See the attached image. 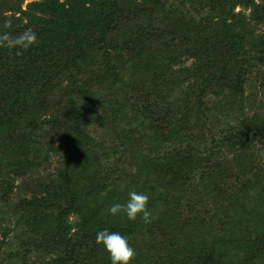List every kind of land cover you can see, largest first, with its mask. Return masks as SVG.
<instances>
[{"label":"trees","instance_id":"16d2710c","mask_svg":"<svg viewBox=\"0 0 264 264\" xmlns=\"http://www.w3.org/2000/svg\"><path fill=\"white\" fill-rule=\"evenodd\" d=\"M21 1L9 0L10 6L1 1L0 11L19 12V16H25L24 24L10 19L11 32L15 35L32 29L38 42L21 56L15 54V49L0 48V155L5 151L3 158L8 155L18 158V162L27 159L17 135L23 132L24 126L33 128L35 123L21 115L25 114L24 101L32 106L40 102L43 106L50 100L48 98H59L56 114L39 120L40 125H52L59 131H65L67 125L68 131L73 130L74 134L63 132L61 139L66 138L73 149L81 143H91L88 133L81 131L96 113L91 104L99 108L105 104L111 107L112 101L117 102V93L129 85L127 77L132 75L130 89L136 92L135 104L128 105L125 100L119 113L132 122L128 128L130 132L144 127L141 135L145 138L143 145L147 156L146 160L144 156L135 158L136 163L151 175L164 173L162 176L169 181L161 179L160 175L153 179L148 188L151 193L155 192L150 196L153 198L151 204L158 202L148 204L152 222L145 224L139 218L129 221L124 235L141 236L145 227H150V233L161 235L162 242L157 249L160 258L154 256L146 264H180L170 249V240L166 243L165 231L167 236L170 232L175 246L189 255L183 264H223L225 259L228 264H264V160L256 155L259 144L264 141V131L246 128L248 119L240 102L251 70L258 68L256 80L260 85L254 87L260 88L261 81L264 84V32L257 33L258 24L264 25V2H241L244 7L251 8V23L241 13L232 14L235 4L232 0H170L172 5L162 0H139L140 4L138 0H42L31 4L29 11L20 9ZM151 4L161 15L160 22L164 26L158 30L136 21L150 16ZM190 7L193 12L189 11ZM181 9L184 13L176 16ZM36 11L44 16L29 13ZM225 13L233 18L231 22H227ZM5 20L0 16V30ZM130 21L134 24L127 30L126 23ZM155 41L160 46L155 45ZM120 47L132 61L122 59L116 64L111 50ZM260 67H263L261 71ZM89 69L95 74L94 79ZM122 69L125 72L121 73ZM82 81L84 90L80 91L77 82ZM55 89L57 97L51 94ZM80 93L86 94L83 104L78 103ZM211 93L217 99L213 97L210 101L208 95ZM222 96L234 98V111L243 118H238L236 128L231 129L232 135L226 130L228 138L219 130L218 141H209L215 139L212 136L202 144L200 141L193 143L194 129L203 130L208 123L216 125L215 111L223 107L219 100ZM110 113L108 121H115L117 112L112 108ZM96 118L99 126L106 120ZM251 131L255 134L253 137ZM228 139L234 142L224 144ZM166 142L170 157L157 154L164 152ZM17 145L20 146L14 148ZM223 145L227 153L222 151ZM117 152L118 149L111 148L108 153L101 152L99 157H112ZM230 152L238 155L237 158L226 157ZM219 157L226 158L228 169L217 162ZM251 157H254L253 164ZM236 168L245 176L244 180L239 179L240 185L234 183L233 189L225 193L222 191L224 182L219 178H226ZM116 172L103 161L93 176L85 174L79 186L69 184H76L74 177L60 182L63 186L59 187L67 190L58 193L59 199L67 200L65 192L70 193L71 201L65 203L76 213L78 221L63 225L66 229L56 238L61 241H52L63 247L57 264H111L109 253L96 243L95 237L98 231L112 230L88 213L92 215L100 200H105L100 191L95 192L90 187L91 183L100 184L98 190H107L108 182L119 180ZM161 181H164L166 193L171 194L167 190L171 185L172 192H177L180 199L161 204L163 197L168 196L163 192V196H157L155 185ZM107 192L110 194L109 190ZM33 205L36 203L23 200L18 211L21 216L9 217L13 218L10 222H14L20 239L28 238L30 224L38 221V217L24 211L27 209L24 206L33 208ZM163 210H166L165 216ZM40 216L50 222L51 214L42 211ZM111 216L114 217L113 226L116 218ZM155 220L160 226H155ZM55 223L63 224L64 221ZM70 227L76 228L74 243L65 237Z\"/></svg>","mask_w":264,"mask_h":264},{"label":"rangeland","instance_id":"374dc122","mask_svg":"<svg viewBox=\"0 0 264 264\" xmlns=\"http://www.w3.org/2000/svg\"><path fill=\"white\" fill-rule=\"evenodd\" d=\"M4 2L7 6L9 5V0H0V2ZM16 2L18 0H12ZM42 0H22L20 2V9L22 11H29V6L31 4L40 3ZM167 1V5L173 4V1L170 0H162L163 3ZM244 0H232V3L235 2L232 14L237 15L241 13L243 17H245L249 22L252 23L250 16L252 15L251 8L244 7L241 2ZM255 4H262L264 0H253ZM59 2H64V0H59ZM161 2V3H162ZM140 4V1H137ZM187 8V4L185 5ZM184 6V7H185ZM150 16L142 17V19H137L136 21H142V25L151 26L154 30H158L163 28V24L160 22L161 15L155 9L154 4L150 6ZM192 7L189 8V11ZM193 12V11H192ZM32 13L34 16H44L41 12L36 11V13ZM184 13L181 9L178 11V14ZM189 12L186 11V14ZM19 12H9L0 11V16L5 19H18L24 24L26 22V17L21 15L19 16ZM225 17H227V13H225ZM233 18L231 16L227 17V22H231ZM134 24V21H130L126 23V29L128 30ZM258 24V23H257ZM258 34L264 32V25L258 24ZM160 31V30H159ZM117 30L115 35L117 34ZM120 43V42H119ZM125 47V44L122 43ZM155 45H159L158 42L155 41ZM153 45L152 47L154 48ZM169 50V49H168ZM112 56L115 58L116 64H118L122 59L126 61H130V56L124 52V48L120 47L114 51L111 50ZM132 61V60H131ZM121 66L119 67V69ZM263 67L259 68L261 71ZM92 73L91 69H89ZM258 68H254L250 71V74L247 76L249 83L245 84V94L244 99L242 98V106H243V114L247 117L248 122L246 128L248 130L252 129H262L264 131V84L260 88H256L259 86V82L256 80ZM125 72L123 69L121 73ZM95 78V74L92 73ZM132 75L127 77V81L129 85H125L124 89L121 90V93H117V102L112 101L110 103L111 107H107L106 104L101 106V108L97 107V104H94L92 109L95 110V114L91 117L90 123L87 126H82L81 131L88 133L91 137L92 142L89 144L81 143L79 144V148L76 146L74 149L72 145L65 139H61V135L63 132H69L71 135L74 134L73 130L68 131V127L66 125L65 131L57 128L55 130V126L48 127L47 125L41 124L39 120H44L50 118L53 114H56V110L59 103V98H48L50 99L48 103L41 106L40 102L35 103L33 106L26 104L28 102L24 101L22 103V110L27 117L28 122L35 123L34 127H30L26 129L24 126L21 131L18 132L19 141L23 144V151L26 155V161L18 162V158L12 157L9 158L8 155L4 156L5 151H3L0 155V264H57V261L60 260L61 254L63 251L62 246L59 243L53 244V240H57V234H63L64 228L63 225L70 224L72 225L73 222L78 221V217L76 213L66 204L65 202H70V193L67 191L65 193L68 194L67 200L59 199L58 193L66 191V187H59L61 185L60 182H64L65 179H69V177H74L76 179V184L69 183L72 185L79 186L84 177L87 175L93 176V172L100 169L103 165V161L107 165L113 166V169H116L117 176L119 178L118 181L108 182L110 194H108L107 190L101 188L100 184H95V182L91 183L90 187L95 189L96 191H100V194L105 198V200H100V203L96 206V210L88 213V215L97 218L100 220L102 225L108 226L112 231L111 232H119L121 235H124L123 231L127 226L129 220L123 215H116V224H113V218L109 213V206L113 203H125L128 199V194L130 191H137L146 193L149 196L150 205H153L158 202L151 204L150 196L155 194L154 190L151 193L148 188H150V184L152 183L153 179L158 177L160 173H153L151 175L147 171H143L140 169L141 166L138 165L137 158H142L146 160V149L144 148L145 138L141 135L144 127H140L141 129L134 130L130 132L128 128L132 126V122L129 121L122 113H119L122 110V106L126 103L125 100L128 102L127 104L130 105L135 104V100L133 101V97L135 96L136 92L130 86V80H132ZM81 90H84L83 81L77 82ZM256 84V85H255ZM256 86V87H254ZM38 90V88H37ZM123 91V93H122ZM52 96L57 97L58 93L55 89L52 93ZM252 96L249 98V96ZM51 96V97H52ZM86 94L80 93L79 104H83L82 101L85 100ZM211 97V100H214L212 93L208 95ZM215 98V97H214ZM217 99V98H215ZM220 107L218 110L215 111V121L216 125L213 126L212 124L207 125V127L203 130H196L192 131L193 143H197L200 141L202 144L208 138L214 136L215 139H209V141H218L220 138L219 130H222L224 133L230 132L229 134L232 135L231 129L236 128L238 118H243V115L234 111L236 106L234 105V98H225V96L220 97ZM131 102V103H130ZM139 101L137 100V104ZM25 103V104H24ZM53 104L50 106V104ZM48 104V105H47ZM165 105V102H163ZM114 109L117 113H115V121H108V115L111 109ZM154 108V107H153ZM120 110V111H119ZM151 116V112H148ZM156 114V113H155ZM19 116V115H18ZM149 116V117H150ZM96 117H103L106 119L102 126H99V119ZM17 120L18 118L15 117ZM149 119V118H147ZM214 119V120H215ZM144 126V125H143ZM227 130V132H226ZM251 137L255 134L250 132ZM64 138V137H63ZM218 140H217V139ZM228 138V135H227ZM207 142V141H206ZM234 142L233 139H228L224 144H230ZM20 145H17L14 148H18ZM32 146L38 147L40 150H36ZM60 146V149L57 148ZM169 143L166 142L164 152H157V154L161 155L162 157H170L171 153L168 152ZM222 151L227 153L226 145L222 146ZM118 149L117 153H113L112 157L106 156L104 159L99 157L101 152L108 153L109 149ZM226 149V150H225ZM258 152L256 155L261 157L264 160V141L259 144V148H257ZM1 151V150H0ZM84 154L82 156V153ZM168 152V153H167ZM17 153V152H16ZM14 154V153H13ZM238 155H235L234 152H230L229 155L226 157H230L231 159H236ZM254 157H256L254 155ZM254 157H251L253 164ZM136 158V159H135ZM109 159V163L106 160ZM226 159V158H225ZM222 157L217 159V162L225 169H228L227 161ZM114 162V165H112ZM149 162V161H147ZM245 163L241 165L244 166ZM249 162L246 164L244 172L247 173L246 168ZM240 165V164H239ZM67 170V171H66ZM66 171V172H65ZM164 175V173L162 174ZM160 175V177L162 176ZM245 176L240 174L239 168H236L233 172H230L226 178H219L223 181L225 186L222 188V191L227 193L228 191L233 189V184H239V179L244 180ZM253 179V177H251ZM161 179H164L166 182L169 181L166 177L162 176ZM236 180V181H235ZM101 184L103 185V180L100 179ZM99 182V183H100ZM240 185V184H239ZM63 186V185H61ZM157 186V196H160L163 192V195H168L163 197L161 204H171L173 201L179 200V195L171 189V185L167 190L171 193H166L164 190V181H161ZM154 186V187H155ZM165 186L168 185L165 183ZM117 189H116V188ZM113 191V192H112ZM125 191V192H122ZM167 191V192H168ZM94 192V191H93ZM127 192V193H126ZM232 192L229 194L231 195ZM161 195V196H163ZM62 198V197H61ZM23 200L33 201L36 205H33V208H27L24 210L27 214L35 215V218L38 217V221L30 224L32 228L29 233V237H25L24 239H20L18 237V233H16V226H14V222H10L13 218L9 219L10 216H21L18 214L19 205ZM162 206V205H161ZM149 207V205H148ZM163 207V206H162ZM64 210V211H63ZM42 211L45 213L51 214L48 222V219L44 217L41 218L40 214ZM62 212L65 215H62ZM169 212V211H168ZM154 213V211H153ZM155 214V213H154ZM166 215V210H163V216ZM17 219V218H16ZM19 222H21V218H18ZM23 219V218H22ZM59 220L64 221L63 224H56L55 222ZM133 222V221H130ZM155 226H160L157 220L153 221ZM117 225V226H116ZM71 228V227H70ZM150 227H145L143 235L136 236L134 233L132 234H125L129 239L131 246L136 250V256L134 260L131 261V264H146L149 262L150 258L154 256H158L157 249L158 243L162 242V238L160 234H153L149 232ZM166 237V243L170 240L171 247L170 249L174 253L175 258L177 259L176 262L183 264L185 262V258L189 259V255L186 254V251L183 249L178 248L175 246V241L173 237L167 236L168 232H164ZM62 236V235H61ZM67 237L72 243L75 242V238H77L76 228L72 227L68 232ZM30 241V243H29ZM25 245L27 248H25ZM33 245L34 247H32ZM164 249V247H163ZM27 250V253H26ZM170 253V250L167 251ZM160 258V257H159ZM161 262H163L161 260ZM250 263H252L250 261ZM223 264H228V261L225 259Z\"/></svg>","mask_w":264,"mask_h":264},{"label":"clouds","instance_id":"9594fccd","mask_svg":"<svg viewBox=\"0 0 264 264\" xmlns=\"http://www.w3.org/2000/svg\"><path fill=\"white\" fill-rule=\"evenodd\" d=\"M0 30V48L16 50V55L23 52L38 42L37 34L32 29H26L15 35L12 34V21L6 19ZM149 196L146 193L130 191L125 203H113L109 206V213L113 216L123 215L129 221L138 218L145 224L152 222L153 216L148 208ZM96 243L103 245L109 253L111 264H131L136 256V250L131 246L129 239L119 232H110L107 229L96 233Z\"/></svg>","mask_w":264,"mask_h":264}]
</instances>
